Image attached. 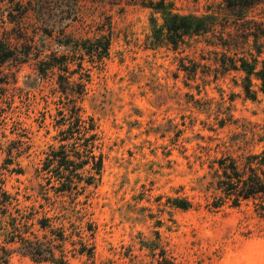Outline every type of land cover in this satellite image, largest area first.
Segmentation results:
<instances>
[{"label": "rangeland", "instance_id": "obj_1", "mask_svg": "<svg viewBox=\"0 0 264 264\" xmlns=\"http://www.w3.org/2000/svg\"><path fill=\"white\" fill-rule=\"evenodd\" d=\"M44 1L0 0L37 48L0 68V264H264V199L214 207L219 160L264 154L260 82L221 73L212 33L169 43L158 10L264 23V0Z\"/></svg>", "mask_w": 264, "mask_h": 264}, {"label": "trees", "instance_id": "obj_2", "mask_svg": "<svg viewBox=\"0 0 264 264\" xmlns=\"http://www.w3.org/2000/svg\"><path fill=\"white\" fill-rule=\"evenodd\" d=\"M36 2L38 9L45 4L44 0H36ZM158 10L162 11L164 15L169 43L178 45V42L185 36L212 33L216 40L219 41V43L211 44V46L219 50L216 51V56L219 58L216 64L221 73H243L242 87L246 96L252 100L257 98V93L253 90L254 78L260 82V91L264 94L263 22L249 18L245 12H236L231 14L232 17L225 16L220 22L219 18L215 16H181L174 14L170 10L168 11L164 7L158 8ZM15 11L20 15L24 13L21 6H18ZM15 15L13 13L9 14L8 22L14 25L11 31L4 29L2 32V26H0V68L9 61L18 65L28 62L34 49H37L34 45V38H30L27 32H24L21 22L19 23ZM156 32L160 33V31ZM12 37H16L15 41H17L15 43L12 42ZM109 45V41H107L105 52H107ZM37 55L39 54L37 53ZM41 65L47 64L42 62ZM41 69L42 71L44 70L43 67ZM184 71H188V69L184 68ZM74 113L78 118L76 111ZM78 120L82 122L79 118ZM89 131H95V126L91 125ZM95 138L96 135L94 134L89 141L95 140ZM90 153L92 154L93 152L91 151ZM87 157H90L93 163V170L97 172V175H100L103 158L95 155ZM89 163L88 159L82 164L87 165ZM218 165L219 169L216 172L215 179L220 196L214 203L215 208H219L226 200L231 202L232 206L238 207L244 201L264 199V154L248 156L243 168H240L237 162L230 158L219 160ZM89 181L88 184L92 185L94 176ZM1 197H4V200H1ZM8 199V195L3 193L0 188V206H4L5 204L3 203L9 202ZM186 207H189L188 203L181 208ZM23 248L25 253L31 255L37 261H54L55 259L53 258V250H47V253L51 255V258H49L42 250L35 248L34 244L30 242H24ZM5 253L8 255L9 251ZM160 255V260L157 264H176L172 259L167 258L163 252Z\"/></svg>", "mask_w": 264, "mask_h": 264}]
</instances>
